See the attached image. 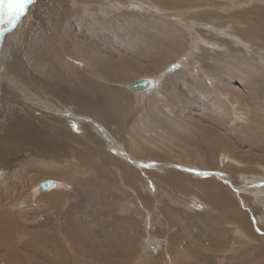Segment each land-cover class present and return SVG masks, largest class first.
Here are the masks:
<instances>
[{
	"label": "rangeland",
	"instance_id": "rangeland-1",
	"mask_svg": "<svg viewBox=\"0 0 264 264\" xmlns=\"http://www.w3.org/2000/svg\"><path fill=\"white\" fill-rule=\"evenodd\" d=\"M20 17L0 32L1 41L14 31L0 66L47 108L43 116L42 106L24 102L15 79L7 82L16 89L8 103L10 76L0 71V221L22 234L19 245H39L34 234L45 233L55 239L54 258L65 250L64 264H164L158 247L167 246L170 223L189 243L182 264H264V0H29ZM140 42L144 51L134 50ZM97 54L96 64L110 54L108 73L86 64ZM56 56L71 66L84 61L81 101L67 85L59 91L58 70L46 64ZM121 56L149 70L115 81ZM32 70L43 86L37 92L23 77ZM143 77L152 79L146 90L125 87ZM102 90L124 93L128 109L101 107ZM18 103L24 113L12 125L6 112ZM44 126L52 148L34 145ZM44 179L55 186L39 190ZM165 252L175 264L174 252Z\"/></svg>",
	"mask_w": 264,
	"mask_h": 264
},
{
	"label": "bare ground",
	"instance_id": "bare-ground-1",
	"mask_svg": "<svg viewBox=\"0 0 264 264\" xmlns=\"http://www.w3.org/2000/svg\"><path fill=\"white\" fill-rule=\"evenodd\" d=\"M131 1H133V0H131ZM68 3H70V0H68ZM136 3V2H135ZM137 4V3H136ZM165 6V5H164ZM54 9V8H53ZM38 10V9H37ZM80 11H85V10H83V9H80ZM78 13V12H77ZM57 14V13H56ZM10 19H12V20H14L15 19V24H14V26L16 27L17 25L19 26L20 25V21H21V17H18V18H16V17H13V18H10ZM8 20H9V17L7 16V15H5V14H2V13H0V32H1V30L4 28V27H6V24H7V22H8ZM9 21H11V20H9ZM26 21V20H25ZM27 25V24H26ZM17 26V27H18ZM23 27H24V25H23ZM13 29V28H12ZM12 31L13 30H11L10 31V34H8L7 36V38L5 39V38H3L4 40H1L0 42L2 43V45L0 46V50H1V52H3V51H5L6 49H4L5 48V42L10 38V37H12ZM8 32H9V30H8ZM14 32V31H13ZM17 32V31H16ZM14 34V33H13ZM18 34V33H17ZM16 36V35H15ZM114 36H115V34H114ZM119 36V35H118ZM118 36H116V38H118ZM4 37V36H3ZM14 37V36H13ZM21 38H22V35H21ZM1 39H2V37H1ZM42 39V38H41ZM164 39V38H163ZM19 40V39H18ZM12 41V40H11ZM14 41V40H13ZM38 41V40H37ZM41 41H43V39L41 40ZM62 41H65V40H62ZM121 41H124L122 38H121ZM154 41V40H153ZM44 42V41H43ZM139 41L137 40L136 41V44L138 43ZM144 43H145V41H143ZM155 42V41H154ZM160 42V41H159ZM45 43V42H44ZM141 43V42H140ZM138 44L137 46H136V44H135V47H134V50L135 49H139V48H141L143 51H144V47H143V44L144 43H141V44ZM158 43V42H157ZM37 44V43H36ZM35 44V45H36ZM41 44H42V42H41ZM123 44V43H122ZM17 45H20L19 46V48L17 49V53H21V51H20V49L22 48V43L20 42H18V44ZM39 45V44H38ZM48 46V47H50V49L48 48V50H49V52H50V50H55L54 49V47H53V45L50 43V42H48L47 41V43H45V46ZM146 45L147 46H149V44L146 42ZM158 45H160V44H158ZM34 46V45H33ZM155 47L156 46V43H153L150 47L152 48V47ZM16 47V46H15ZM44 47V46H43ZM124 48H125V46H123ZM7 48V47H6ZM45 48H47V47H45ZM88 48H90V46L88 47ZM149 48V47H148ZM165 48V47H164ZM147 49V48H146ZM3 50V51H2ZM36 51H37V54H38V58L40 59V52H39V50H40V48H36L35 49ZM43 50V49H42ZM46 50V49H45ZM95 50V49H94ZM123 50V49H122ZM163 50V49H162ZM64 51L65 52H67V54H68V50H67V48L66 49H64ZM139 51V50H138ZM61 52V51H60ZM134 52V51H133ZM6 53V52H5ZM51 53V52H50ZM172 53V52H171ZM62 54V53H61ZM8 55H10V54H8ZM24 56H25V54H23ZM51 55H53L52 53H51ZM105 55V54H104ZM156 55V54H155ZM2 56H3V53H2ZM1 56V57H2ZM5 56V55H4ZM13 56L15 57V59H17L18 61H23L22 60V57L20 56H18L16 53H15V55H14V53H13ZM23 56V57H24ZM137 56V55H136ZM6 57V56H5ZM4 57V58H5ZM51 57V56H50ZM66 58L68 57V55L67 56H65ZM93 57H95V58H93ZM110 54L108 55V57L107 58H104L101 62H98L97 64H96V62L98 61V54L95 56V55H92V57L90 58V60H86V61H88L86 64H89L90 65V68L93 70V72H105V71H107V72H105V73H108L109 72V70H111L110 69V66L108 65V63L110 62ZM138 57V56H137ZM134 59V58H133ZM155 59H157L158 61L159 60H162V56H156L155 58H152V60L151 61H153V66L154 67H159V63L157 64L156 62H155ZM2 60V59H1ZM17 60H16V62L15 63H17ZM65 60V59H64ZM62 58H61V56H56V57H53L52 59H49V62H47L46 61V64H47V66L49 67H54V68H56L58 71H57V77H56V81H57V83H58V89H59V91H61L62 92V90L63 89H65V85H67V86H69L70 87V91L73 93V98H72V100L73 101H75V102H79V101H81V95H79V93H82V90L84 91V89L86 88L85 86V88H83L82 87V85H83V81H82V77L79 75V74H81L82 73V71L84 70V61H81L80 63H78V62H75L74 63V66H71V63L69 62H67L66 60L64 61ZM68 60V59H67ZM139 60V59H138ZM142 60V59H141ZM140 60V61H141ZM6 61V60H5ZM38 61V60H37ZM3 62V61H2ZM13 62V61H12ZM52 63L54 64V65H52ZM114 63V62H113ZM24 64V63H23ZM83 64V65H82ZM3 65V64H2ZM0 66V71L1 72H3V73H5V74H7L6 72L8 71L5 67H3V66ZM103 66L104 68H102V67H98V71L96 70V66ZM115 66L113 67V70H116L117 72H118V77L116 76V78H112L113 80H115V81H123L126 77H127V75L130 73V72H132V71H135L136 70V72H139V69L142 67V72H145L146 73V71H148L149 70V68H147V67H145V66H141L140 64H135V63H132L131 61H129V60H127L124 56H121V57H119V62H115V64H114ZM24 66H25V64H24ZM46 66V65H45ZM47 66L45 67V68H47ZM112 66V65H111ZM49 67V68H50ZM173 67H174V65H173ZM9 68H10V66H9ZM18 68V67H17ZM12 69V68H11ZM72 70H74V71H72ZM26 72V71H25ZM24 72V73H25ZM81 72V73H80ZM3 73L2 74H0V77H3ZM12 73V72H11ZM14 73V72H13ZM23 73V74H24ZM74 73V74H73ZM22 74V73H21ZM22 74V75H23ZM67 74H70L71 75V77L73 78L72 80H73V82H69L70 81V79H68L69 77H67ZM98 74V73H97ZM8 77L10 76V78H8V79H6V81H5V85H7V86H5L6 88H7V93H5L4 94V99L6 100V101H8V103L9 102H11V101H13L15 98H16V96H15V88H13V85H10V88L8 89V81H10V80H13L14 81V79H15V83H16V86H18V87H16L17 88V90L19 91V93H22V97H23V99L22 100H24V102H28L29 104H32V107H34V104L33 103H36V105H39V106H42V109H41V111H40V113H42V115L44 116L45 114H46V112H45V110H44V108H47L46 107V105L43 103V100L42 101H40V100H38L35 96H32L31 94H28V93H26V92H23V90L21 89V87L18 85V82L17 81H19V80H21V78H16V75H14V76H12L9 72H8ZM7 75H5V78H6V76ZM25 76H23L24 78H29L31 81H29L28 83L29 84H31L32 85V88H36V87H42L43 88V86L42 85H37V84H35V81H34V78L32 77V76H30V75H34L35 77H38V75H36V73L35 72H33V70L32 71H30V72H28L27 74H24ZM69 75V76H70ZM82 75V74H81ZM208 75V74H207ZM20 76V75H19ZM130 77V76H129ZM98 78V77H97ZM84 79V78H83ZM117 79V80H116ZM112 80V81H113ZM154 80V79H153ZM25 81V80H24ZM23 81V82H24ZM110 81V80H109ZM152 81V80H151ZM154 81H158V80H154ZM2 83V79H0V84ZM73 83V84H72ZM3 84H4V82H3ZM23 84V83H22ZM72 84V85H71ZM26 85V84H25ZM88 85H90V84H88ZM4 87V88H5ZM83 89H82V88ZM91 87V86H90ZM150 87V86H149ZM148 87V88H149ZM92 88V87H91ZM82 89V90H81ZM90 89V88H89ZM93 90H95V89H93ZM150 90V89H149ZM152 90H153V88H152ZM4 91V90H3ZM8 91H10V93L12 92L14 95L13 96H9L10 98H8V94H9V92ZM35 91L37 92L38 90L37 89H35ZM39 91H42V90H40L39 89ZM93 92H95V91H93ZM97 93V92H96ZM2 94V86H0V95ZM47 95H49V94H47ZM94 95V94H93ZM100 95H103L104 97H106V98H102L101 97V100L99 99V101L98 102H100V104H101V107H103V108H108V110H110V109H113L114 111L119 107V105H121V104H123L127 109H128V106H127V104H126V96H125V94L124 93H119V92H115V91H111V92H107L106 90H102L101 92H100ZM44 96V95H43ZM61 97V99H60V102L64 105V106H66L65 105V103L66 104H70V102L67 100V99H63L62 98V96H60ZM96 97V96H95ZM134 99H136L135 97H133ZM4 99H3V101H4ZM46 99H48V98H46ZM88 99H90V97H88ZM138 99V98H137ZM98 100V99H97ZM3 103V102H2ZM79 104V103H78ZM94 104H96L95 102H94ZM77 105V104H76ZM97 105V104H96ZM95 105V106H96ZM18 106L19 107H14V110L13 109H9V112H6V113H8V114H6L7 115V117H6V120H10L11 121V123H12V125L15 123L16 125H18L19 124V119H18V114L17 113H19V111L21 112V115L24 113V104H22V105H20L19 103H18ZM38 106V107H39ZM123 106V107H124ZM0 107L2 108V109H6V107H4V106H2L1 105V103H0ZM120 107H122V106H120ZM35 108V107H34ZM4 109V110H5ZM39 110V109H38ZM118 111V110H117ZM121 111H124V110H121ZM113 112V111H112ZM28 113V112H27ZM120 113V112H119ZM29 114H31V110L29 111ZM121 114V113H120ZM97 116H100V113H98V114H96ZM93 116V117H95L96 119H97V116ZM105 116V115H104ZM116 116V115H115ZM123 116V115H122ZM125 116H126V114H125ZM124 116V117H125ZM108 117V116H107ZM8 118V119H7ZM99 118V117H98ZM118 118V117H117ZM120 118V117H119ZM126 118H127V116H126ZM125 118V119H126ZM47 119H49V118H47ZM73 122H78V120H76V119H74V118H70ZM70 119H68L69 121H70ZM113 119V118H112ZM67 120V121H68ZM114 120V119H113ZM117 120H119V119H117ZM117 120H115V121H117ZM121 120H123V119H121ZM120 121V120H119ZM124 121V120H123ZM7 122V121H6ZM93 122H95V121H93ZM98 122H99V120H98ZM121 122V121H120ZM10 123V124H11ZM97 123V122H96ZM107 123V122H106ZM117 123V122H116ZM124 123V122H123ZM7 124H8V122H7ZM94 124V123H93ZM98 124V123H97ZM125 124V123H124ZM11 125V126H12ZM95 126V125H94ZM114 126V125H113ZM113 126H112V128H113ZM3 127V126H2ZM47 127H50V128H52V127H55L54 125H49V126H47ZM111 127V126H110ZM16 128V127H15ZM109 128V127H108ZM56 130H58V129H56ZM84 131H85V133H86V130H89V131H91L90 129H88V128H86V129H83ZM100 130V129H99ZM59 131V130H58ZM59 133H64V132H60L59 131ZM100 133V132H99ZM111 133V132H110ZM5 135V134H4ZM7 135V134H6ZM51 135V134H50ZM50 135H47V130H46V126H44V127H42V128H40L39 130H36V132H35V138H36V142L34 143V145H40V146H42V144L43 145H48V146H50L51 147V145L50 144H48L47 143V138L50 136ZM4 138V137H3ZM51 139V138H50ZM97 139V138H96ZM95 139V140H96ZM108 140H110L109 138H108ZM0 142H1V140H0ZM108 143V142H107ZM84 144H85V142H84ZM107 146V145H106ZM30 147V146H29ZM37 147V146H36ZM33 148H35V147H33ZM52 148V147H51ZM38 149V148H37ZM115 149V148H114ZM46 150V149H45ZM51 150V149H50ZM50 150H47V151H50ZM57 150H60L61 151V149L60 148H57L56 150H53V152H55V157H57L59 154H58V152H57ZM87 150V149H86ZM88 150H90V149H88ZM109 150H111V149H109ZM47 151L45 152V154L47 153ZM52 151V150H51ZM50 151V152H51ZM92 152H94V151H90V152H87V153H92ZM98 152V151H97ZM96 152V153H97ZM117 153V152H116ZM53 154V153H52ZM83 154V153H82ZM112 155V154H111ZM112 158V156H110V154H106V155H104V160H108V159H111ZM75 161H77V160H75ZM40 162V161H39ZM114 163V162H113ZM43 164H48L49 166H51L52 167V169H53V172L57 169V168H55V167H57V166H53V164H51L50 162L49 163H43ZM118 164H120V163H118ZM117 164V165H118ZM121 165V164H120ZM124 166V165H123ZM120 167V166H119ZM124 168V167H123ZM0 171H1V173H3V170H2V167H0ZM124 171V170H123ZM125 172H127V171H125ZM106 174V173H105ZM1 178H2V175L0 174V180H1ZM45 180V179H44ZM39 185H40V183L38 182L37 183V188H39V190H41V187H39ZM55 186V183L54 182H52L51 181V186H50V188H52V187H54ZM48 190V189H47ZM30 193H31V195L34 197L35 196V193H37V192H35V190L34 189H32L31 191H30ZM2 195V194H1ZM37 195V194H36ZM4 218H6V217H4ZM4 218H3V221H4ZM17 225V224H16ZM16 228V227H15ZM14 227H12L11 225H9V223H1V221H0V264H31L30 263V261L32 260V258H34L35 260L37 259V261L39 262L38 264H64V262H65V258H63V256H66V252H65V250H63L62 249V251H60V255H59V259H56V258H54L53 257V255H51L52 253H51V246H52V244L54 245V238L53 237H47V235L45 234V233H35L34 235H35V239H37L38 240V243H39V245L37 244V245H32V243H31V245H29V244H27V242H26V244L24 243H21L22 245H19V243H18V239H19V237L21 236L22 237V234L21 233H19V232H17L16 231V229H15ZM34 239V240H35ZM40 241V242H39ZM18 243V245H17V243ZM63 245H65V244H63ZM17 246H21V247H17ZM31 246H34V247H31ZM58 246V245H57ZM38 250V251H37ZM55 252V251H54ZM26 256H27V258H29V259H27L26 258ZM67 261V260H66Z\"/></svg>",
	"mask_w": 264,
	"mask_h": 264
},
{
	"label": "crops",
	"instance_id": "crops-1",
	"mask_svg": "<svg viewBox=\"0 0 264 264\" xmlns=\"http://www.w3.org/2000/svg\"><path fill=\"white\" fill-rule=\"evenodd\" d=\"M204 210H208V205H207V207H204ZM235 213H237V214H239V216H241L240 220L242 221V223H247V219H246L245 215H243L240 212H235ZM104 224H105V226H108V224L111 225L112 222L109 223L108 221H105ZM174 226L175 225H171L169 223L170 229H169V236H168V239L166 241V243H168L167 246H163V248H162V246L158 247V249H160L159 254H160V251H162V250L165 253V261L163 262L164 264H168V259L166 258L167 252H165V249L174 252V256H173L172 260L174 261L175 264H182V261L180 260L182 255L180 254V252L184 251L185 248L189 247L188 241H185V239L187 237L186 238L183 237L184 231H182V232L174 231L173 233H171V230H173ZM189 229H190V227H187V226L185 227V230H189ZM195 230L197 232V229H195ZM131 235L133 236V233H131ZM172 235H175L174 239H171ZM189 236H192V233ZM193 238H195L196 241H198L199 239L203 240L201 234H196L193 236ZM170 242H175V243H179V244L174 245V244H170ZM197 255H198V253L196 252L195 256H197ZM127 258H133V256L132 255L127 256ZM160 258H163L162 255H160Z\"/></svg>",
	"mask_w": 264,
	"mask_h": 264
},
{
	"label": "snow or ice",
	"instance_id": "snow-or-ice-1",
	"mask_svg": "<svg viewBox=\"0 0 264 264\" xmlns=\"http://www.w3.org/2000/svg\"><path fill=\"white\" fill-rule=\"evenodd\" d=\"M28 3L29 0H0V13L7 15L9 18H18L24 15ZM151 166L146 165V167Z\"/></svg>",
	"mask_w": 264,
	"mask_h": 264
},
{
	"label": "water",
	"instance_id": "water-1",
	"mask_svg": "<svg viewBox=\"0 0 264 264\" xmlns=\"http://www.w3.org/2000/svg\"><path fill=\"white\" fill-rule=\"evenodd\" d=\"M175 66V64L173 63ZM173 65H169L167 67V71H171L173 69ZM151 78L148 77H143V78H138L134 81H131L130 83L126 84V88L130 91H142L146 90L152 83ZM42 190H47L51 186V181L50 180H43L40 182V185Z\"/></svg>",
	"mask_w": 264,
	"mask_h": 264
}]
</instances>
